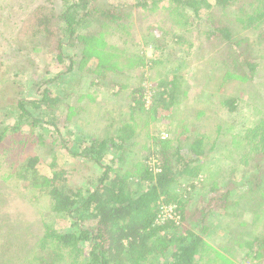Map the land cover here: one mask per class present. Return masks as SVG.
<instances>
[{
    "label": "trees",
    "instance_id": "1",
    "mask_svg": "<svg viewBox=\"0 0 264 264\" xmlns=\"http://www.w3.org/2000/svg\"><path fill=\"white\" fill-rule=\"evenodd\" d=\"M246 1L214 0L211 4L208 0H136L134 7L145 12L167 10L169 19H173L174 24L177 21L179 28L187 25L189 17L203 22L206 38L220 39L237 59H242L240 63L251 66L250 72L254 73L258 64L249 49L252 44L264 48V0H253L249 5ZM59 3L55 11L47 7L34 8L28 37L34 45H23L6 56L11 64L18 62L17 73L29 72L33 76L35 62L27 52H33L39 44L47 55L42 74L34 81L32 97L19 94L14 99V113L8 115L13 123L0 125V178L6 186L42 194L48 208L40 219L35 244L28 253L17 259L7 257L3 264H219L213 257H205L207 250L200 228L210 212L238 218L242 214L239 202L247 201L233 200L236 196H231V187H236L233 179L213 202L205 207L200 204L194 210L187 208L190 195L185 200H176L177 196L170 192L173 184L199 176L201 163L215 149L217 139L209 147L205 134L200 132H173L171 141L175 144L172 145L164 139L153 142L146 139L141 145V155H144L137 163L130 162L134 147L138 152L141 149L137 145L140 138L135 134L138 122L134 114L142 111L145 104L142 81L128 93L126 105L130 117L124 119L118 115L116 124L109 123L111 135L96 138L91 133L94 129H87L78 119L74 121L79 123L81 132L72 131L69 122L76 116L64 114L61 108L75 109L67 99L72 97L70 90L79 87L86 75L91 77L88 87L98 88L110 78V72L119 70L115 61L125 50L119 42L107 47L116 50L118 55L101 49L107 46L101 30L109 28L114 36L127 28V16L124 7L102 5L101 0H59ZM228 9H236V17L226 25L215 23L213 10L225 12ZM236 24L252 33L251 41L234 35L233 25ZM176 38L181 40L180 35ZM122 44L130 43L124 40ZM153 45V49L158 50L156 43ZM126 57L143 60L138 53ZM162 58L159 56L148 65L160 63ZM1 73L4 76L7 71ZM14 75L6 80L10 89L16 83ZM69 76H73L74 81ZM56 82L68 84L64 96L54 93L52 87ZM106 84L115 87L119 83L110 79ZM174 87L175 84L161 80L151 88L148 98L153 112L159 105L164 111L170 110ZM120 91L118 87L113 95ZM9 94L15 95L11 90ZM218 103L228 114L235 113L238 107L236 97L231 95H219ZM48 137L72 157L75 163L72 172L80 166L85 169L77 183H72L68 170L55 161L48 165V173H41L37 168L39 157L31 149L44 148ZM241 139L245 143L248 170L240 177L249 179L245 180L249 187L237 197L248 194V205L257 206L259 212L252 216L250 228L242 237L238 238V230H232L229 241L245 250L243 260L260 262L264 258V117L246 129ZM151 156L155 159L153 165L147 164ZM3 183L0 181L2 186ZM191 183L188 187L193 189ZM161 201L167 205L175 202L177 222H157ZM55 219L68 221V228L57 227ZM193 224L196 230L191 228ZM10 246L12 243L5 240L1 252L9 254ZM231 249L228 244L227 250Z\"/></svg>",
    "mask_w": 264,
    "mask_h": 264
},
{
    "label": "rangeland",
    "instance_id": "2",
    "mask_svg": "<svg viewBox=\"0 0 264 264\" xmlns=\"http://www.w3.org/2000/svg\"><path fill=\"white\" fill-rule=\"evenodd\" d=\"M135 1L101 0L102 5L124 7L127 16L125 21L127 28L121 29L114 36H111L109 28L103 27L101 30L107 43V46L101 49H107L118 55L116 50L107 47L119 42L123 51L125 50L115 61H118L116 68L119 70L110 72L108 79L119 84L112 87L106 84L107 80L98 88L88 87L91 77L86 75L79 87L71 89L72 97L67 101L75 109L72 111L66 106L61 108L64 114L76 116L70 120L71 123L69 122L71 130L81 132L79 123L74 121L78 119L79 122L86 124L87 129L90 127L94 129L91 133L96 138L111 135L109 123L116 124L118 115H122L124 119L130 117L127 115L129 110L126 105L128 93L142 81L145 89V104L142 111L134 114L138 122L135 134L140 138L137 145L141 149L138 152L135 146L129 161L137 163L141 159L144 155L143 153L141 155V145L147 141L146 139L150 142L156 139L166 140L172 145L175 144V141L172 142L173 132L176 134L184 131L187 132L186 134L204 133L208 140V147L214 139H217L215 149H212L204 163H201L202 169L199 176L196 179L173 184L170 186L171 194L177 196L176 200H185L190 195L187 208L188 211L194 210L200 204L205 207L213 202V198L223 193L228 186V181L233 179L232 184L236 185L235 188L231 187V196L236 194L233 200L238 202L243 199L248 202L249 199L246 198L248 194L241 196L242 198L237 197L249 187L245 183L246 177H240L244 170H248L247 160L244 159L245 143L241 136L257 119L264 117V48L256 44L251 45L249 51L254 62L258 64L256 71L251 73V66L246 67L244 63H240L242 59H237L224 42L218 38L213 40L206 38V26L203 22H197L189 17L187 25L179 28L177 21L174 20V24L173 19H169L167 10L145 12L134 7ZM208 1L211 4L214 3V0ZM252 1L248 0L245 4L249 5ZM36 7H47L55 11L54 8L58 10L60 3L59 0H0V70L7 71L4 76V73L0 74V80L2 79L0 81V125L13 123L12 119L9 121L8 115L14 113V99L19 94L27 98L32 97L34 81L42 74V67L46 62L47 55L39 44L35 45L36 50L27 52L31 61L35 62L33 76L29 72L17 73L18 62L11 64V60H6L9 53L21 46L34 45L28 37L33 23L31 11ZM244 9L247 10L248 7ZM235 11L236 9H228L225 12L213 10L215 23L228 24L236 17ZM233 32L239 38L247 37L250 41L253 38L252 33L243 31L238 24L233 25ZM120 35L123 36L120 37ZM177 35L181 36L180 41L176 38ZM124 40L130 44L123 45ZM153 43H156L158 50L153 49ZM98 47L101 46L98 45ZM136 53L143 57L142 61H136L131 57L127 59L126 55L135 56ZM159 56L163 57L162 62L148 65L149 61H154ZM13 75L16 83L14 88L10 89L6 80ZM69 77L71 81H74L73 76ZM161 80L170 85L175 84L174 103L168 111L162 110V106L159 105L153 112L151 99L148 96L151 94V88ZM54 85L55 87H52L54 93L64 96L68 90L66 89L68 84L61 85L56 82ZM118 87L121 91L114 96ZM9 90L15 95L9 94ZM219 95L236 97L238 107L235 113L228 114L219 105ZM104 118L108 119L105 121L107 127H105ZM53 140L48 137L44 148L31 149L39 157L37 168L41 173H48V165L55 161L58 166L68 170V178L71 182L77 183L79 176L86 172L85 169L80 166L72 172L75 164L72 157L60 149L56 144L57 141L53 142ZM147 164H155V159L151 156ZM2 180L4 181L0 178L3 183ZM248 180L247 178L246 181ZM191 181L193 189L188 187ZM10 187L4 183L3 186L0 184V248L5 240L12 243L8 249L9 254H4L0 250V264H3L7 257L17 259L28 253V249L35 244L40 219L48 208L47 199L41 197L43 195H39L37 191ZM247 202H239L241 206L239 213H242L239 218L236 215L227 216L219 212L208 213L210 215L200 228L207 250L205 257H213L219 264H264V258L260 262L243 260L245 250L233 246L231 240L229 241L232 230H238V238L242 237L250 228L252 216L258 215L257 206H250ZM162 204L167 205L161 201L160 206ZM168 205L176 208L175 202ZM55 222L56 226L63 230L69 226V222L62 219H55ZM191 228L197 227L193 224ZM14 244L15 247H13ZM228 244L231 245V250H227Z\"/></svg>",
    "mask_w": 264,
    "mask_h": 264
},
{
    "label": "built area",
    "instance_id": "3",
    "mask_svg": "<svg viewBox=\"0 0 264 264\" xmlns=\"http://www.w3.org/2000/svg\"><path fill=\"white\" fill-rule=\"evenodd\" d=\"M175 208L171 205H161L159 207L157 222H164L166 220H173L175 222L178 221L177 216L174 214Z\"/></svg>",
    "mask_w": 264,
    "mask_h": 264
}]
</instances>
